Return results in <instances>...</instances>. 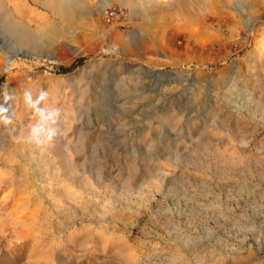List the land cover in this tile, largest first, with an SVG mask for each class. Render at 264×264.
<instances>
[{"label": "rangeland", "instance_id": "rangeland-1", "mask_svg": "<svg viewBox=\"0 0 264 264\" xmlns=\"http://www.w3.org/2000/svg\"><path fill=\"white\" fill-rule=\"evenodd\" d=\"M258 101L264 0H0V264H264Z\"/></svg>", "mask_w": 264, "mask_h": 264}, {"label": "bare ground", "instance_id": "bare-ground-1", "mask_svg": "<svg viewBox=\"0 0 264 264\" xmlns=\"http://www.w3.org/2000/svg\"><path fill=\"white\" fill-rule=\"evenodd\" d=\"M149 2V1H148ZM154 5V4H153ZM180 5H181V7H185V5H186V0L185 1H183V0H180ZM152 7V6H151ZM152 10V9H151ZM151 12V11H150ZM151 13H153V12H151ZM150 14V13H149ZM151 15V14H150ZM258 103H259V105L261 106V109H262V111H264V104L263 103H261V102H259L258 101ZM264 113V112H263Z\"/></svg>", "mask_w": 264, "mask_h": 264}, {"label": "trees", "instance_id": "trees-1", "mask_svg": "<svg viewBox=\"0 0 264 264\" xmlns=\"http://www.w3.org/2000/svg\"><path fill=\"white\" fill-rule=\"evenodd\" d=\"M82 58H80L77 62H81ZM73 66H75V64H73L72 66L68 67V68H62L64 71L70 70Z\"/></svg>", "mask_w": 264, "mask_h": 264}]
</instances>
